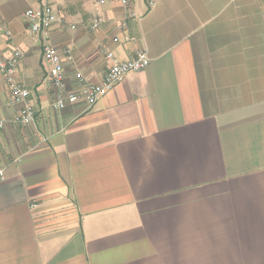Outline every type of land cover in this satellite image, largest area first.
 Masks as SVG:
<instances>
[{
	"label": "crops",
	"instance_id": "crops-1",
	"mask_svg": "<svg viewBox=\"0 0 264 264\" xmlns=\"http://www.w3.org/2000/svg\"><path fill=\"white\" fill-rule=\"evenodd\" d=\"M45 1L57 19L43 36L23 16L41 0H0V60L22 52L35 110L10 122L0 74V264H264V0H131L118 43L126 7ZM44 44L76 90V72L100 81L105 48L149 62L91 108L59 110Z\"/></svg>",
	"mask_w": 264,
	"mask_h": 264
},
{
	"label": "built area",
	"instance_id": "built-area-1",
	"mask_svg": "<svg viewBox=\"0 0 264 264\" xmlns=\"http://www.w3.org/2000/svg\"><path fill=\"white\" fill-rule=\"evenodd\" d=\"M158 0H147L148 8L154 7ZM131 0H97L98 6L109 4H120L127 8V17L121 22L114 25V34L112 42H128L131 36L127 33L128 19L136 17L135 12L130 8ZM24 18L28 21L29 32L32 35H45L51 26L56 22V14L52 6L45 0H41L36 7L28 8L24 14ZM106 19L101 13H97L92 19L85 24L88 31L99 29ZM5 34L9 36L10 32ZM67 59H71L70 49L63 50ZM105 59L109 62V66L99 82H89L80 72H76L75 78L79 89H71L64 77L63 61L60 54L55 48L48 44H44L42 57L48 66V81L56 91V97L53 105L56 109H63L68 103L83 101L86 108H91L97 100L108 91L112 90L114 85L120 81L128 72L143 70L148 62L149 57L145 50L137 51L128 59H120L113 50L105 48L102 50ZM22 57L20 50H14L13 53L0 60V74L7 84L10 91V103L19 105L18 110L11 117L10 122L17 125H29L34 120L35 110L29 100V92L15 78V72L19 60ZM6 120L0 118V130L6 125ZM3 176V170L0 167V177Z\"/></svg>",
	"mask_w": 264,
	"mask_h": 264
}]
</instances>
